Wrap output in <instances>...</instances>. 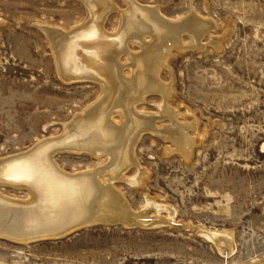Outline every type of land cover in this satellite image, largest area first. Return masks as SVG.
I'll return each instance as SVG.
<instances>
[{"label": "rangeland", "instance_id": "rangeland-1", "mask_svg": "<svg viewBox=\"0 0 264 264\" xmlns=\"http://www.w3.org/2000/svg\"><path fill=\"white\" fill-rule=\"evenodd\" d=\"M137 1L158 6L166 18L183 19L193 11L212 24L197 47H189L192 40L183 34L188 48L169 60L171 72L160 74L172 84L169 106L183 117L180 122L194 127L188 131L191 158L168 151L172 144L152 131L145 133L135 147L146 172L143 186L133 181L135 167L114 184L134 213L154 199L163 208L162 223L151 224L157 215L152 208L145 226L97 223L25 245L1 238V262L264 264V0ZM87 18L78 0H0V159L61 136L63 126L100 96L98 84L62 80L39 27L70 30ZM119 24L120 15L112 11L104 27L114 32ZM129 49L140 51L133 44ZM161 103L159 94H149L137 109L159 116ZM154 121L157 128L170 124L168 117ZM56 161L69 173L98 164L88 154L58 153ZM0 191L27 197L11 187ZM208 233L230 237L232 248L220 250Z\"/></svg>", "mask_w": 264, "mask_h": 264}, {"label": "bare ground", "instance_id": "bare-ground-1", "mask_svg": "<svg viewBox=\"0 0 264 264\" xmlns=\"http://www.w3.org/2000/svg\"><path fill=\"white\" fill-rule=\"evenodd\" d=\"M78 1L88 12L83 24L70 30L39 27L51 44L62 80L93 82L100 86L101 94L63 126L61 136L0 159V187L27 192L21 199L0 191V239L25 245L62 238L95 223L145 226L150 223L146 212L152 208L157 215L151 224H161L163 208L159 209L154 199H146L142 213H134L114 184L125 180L128 169L135 167L133 181L143 186L146 172L137 164L135 147L145 133L152 131L172 144L168 151L179 152L186 160L191 158L194 141L188 131L194 127L180 122L183 117L169 106L172 84L163 83L160 74L171 72L169 60L188 48L182 35L190 36L189 47H197L211 22L193 11L183 19L166 18L158 6L142 5L137 0H121L124 10L115 0ZM112 11L120 15V24L116 31L108 32L104 24ZM131 44L140 51H130ZM122 56L126 62L121 61ZM149 94L162 98L159 116L144 115L137 109ZM154 117L160 122L168 117L170 124L157 128ZM58 153L88 154L98 164L92 170L69 173L57 163ZM22 173L33 179L13 178ZM207 237L220 250L232 248V239L222 233H208Z\"/></svg>", "mask_w": 264, "mask_h": 264}, {"label": "snow or ice", "instance_id": "snow-or-ice-1", "mask_svg": "<svg viewBox=\"0 0 264 264\" xmlns=\"http://www.w3.org/2000/svg\"><path fill=\"white\" fill-rule=\"evenodd\" d=\"M14 179H23L25 181H31L33 177L30 174H24L22 173L20 176H14Z\"/></svg>", "mask_w": 264, "mask_h": 264}, {"label": "water", "instance_id": "water-1", "mask_svg": "<svg viewBox=\"0 0 264 264\" xmlns=\"http://www.w3.org/2000/svg\"><path fill=\"white\" fill-rule=\"evenodd\" d=\"M95 224H97V223H95ZM101 224H103V223H101ZM109 224H113V223H109ZM117 224H119V223H117ZM94 225V224H93ZM106 225H108V224H106Z\"/></svg>", "mask_w": 264, "mask_h": 264}]
</instances>
